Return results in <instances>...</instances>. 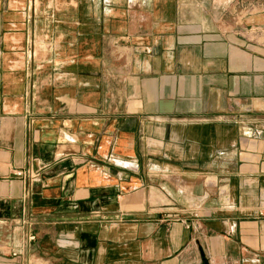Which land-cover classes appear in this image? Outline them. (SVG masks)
<instances>
[{"label":"crops","instance_id":"1","mask_svg":"<svg viewBox=\"0 0 264 264\" xmlns=\"http://www.w3.org/2000/svg\"><path fill=\"white\" fill-rule=\"evenodd\" d=\"M256 6L0 0V264H264Z\"/></svg>","mask_w":264,"mask_h":264},{"label":"built area","instance_id":"2","mask_svg":"<svg viewBox=\"0 0 264 264\" xmlns=\"http://www.w3.org/2000/svg\"><path fill=\"white\" fill-rule=\"evenodd\" d=\"M16 177H20V178H27L30 181H35L38 177L39 174L37 171H35L34 169H27L26 171H17L15 172ZM260 216H264V214L259 213ZM29 240H33L32 237H30Z\"/></svg>","mask_w":264,"mask_h":264},{"label":"rangeland","instance_id":"3","mask_svg":"<svg viewBox=\"0 0 264 264\" xmlns=\"http://www.w3.org/2000/svg\"><path fill=\"white\" fill-rule=\"evenodd\" d=\"M262 1L263 0H254V2L257 4V6H256V8L258 9L259 7H261V5H262ZM17 172V171H16ZM14 174V176H16L15 175V172L13 173ZM27 179V178H26ZM259 216H260V214H259ZM262 217V216H261Z\"/></svg>","mask_w":264,"mask_h":264}]
</instances>
